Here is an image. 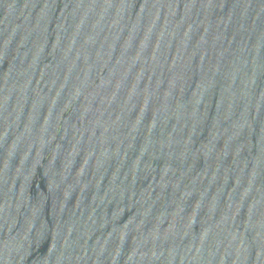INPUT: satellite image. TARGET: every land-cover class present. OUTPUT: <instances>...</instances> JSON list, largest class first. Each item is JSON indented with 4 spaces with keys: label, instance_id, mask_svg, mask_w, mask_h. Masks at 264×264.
Instances as JSON below:
<instances>
[{
    "label": "water",
    "instance_id": "obj_1",
    "mask_svg": "<svg viewBox=\"0 0 264 264\" xmlns=\"http://www.w3.org/2000/svg\"><path fill=\"white\" fill-rule=\"evenodd\" d=\"M0 264H264V0H188L0 127Z\"/></svg>",
    "mask_w": 264,
    "mask_h": 264
}]
</instances>
